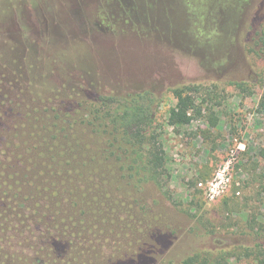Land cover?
Wrapping results in <instances>:
<instances>
[{
	"label": "rangeland",
	"instance_id": "obj_1",
	"mask_svg": "<svg viewBox=\"0 0 264 264\" xmlns=\"http://www.w3.org/2000/svg\"><path fill=\"white\" fill-rule=\"evenodd\" d=\"M5 4L0 35L31 50L55 83L69 76L120 91L141 83L162 98L156 122L170 177L165 192L145 188L183 222L165 259L177 264L195 250L256 241L248 222L264 219V0H20L9 4L13 11ZM184 84L202 86L191 95L202 108L176 126L167 119L176 103L169 88ZM232 152L231 185L210 200L204 185Z\"/></svg>",
	"mask_w": 264,
	"mask_h": 264
},
{
	"label": "trees",
	"instance_id": "obj_2",
	"mask_svg": "<svg viewBox=\"0 0 264 264\" xmlns=\"http://www.w3.org/2000/svg\"><path fill=\"white\" fill-rule=\"evenodd\" d=\"M5 1L12 10L20 0ZM0 36V264H174L165 256L183 222L145 188L164 191L170 177L162 98L141 83H55L31 50ZM169 90L168 121L189 124L202 86ZM248 224L252 245L195 250L177 264H264V219Z\"/></svg>",
	"mask_w": 264,
	"mask_h": 264
},
{
	"label": "built area",
	"instance_id": "obj_3",
	"mask_svg": "<svg viewBox=\"0 0 264 264\" xmlns=\"http://www.w3.org/2000/svg\"><path fill=\"white\" fill-rule=\"evenodd\" d=\"M235 158L236 152L230 153L229 157L217 168L213 177L206 181L204 190L208 199L213 200L229 189ZM200 185H202V183H200Z\"/></svg>",
	"mask_w": 264,
	"mask_h": 264
},
{
	"label": "flooded vegetation",
	"instance_id": "obj_4",
	"mask_svg": "<svg viewBox=\"0 0 264 264\" xmlns=\"http://www.w3.org/2000/svg\"><path fill=\"white\" fill-rule=\"evenodd\" d=\"M85 40H86V38H85Z\"/></svg>",
	"mask_w": 264,
	"mask_h": 264
}]
</instances>
